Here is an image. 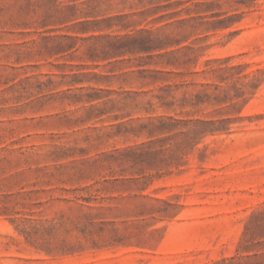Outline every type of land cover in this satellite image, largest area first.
Wrapping results in <instances>:
<instances>
[{
    "label": "rangeland",
    "instance_id": "obj_1",
    "mask_svg": "<svg viewBox=\"0 0 264 264\" xmlns=\"http://www.w3.org/2000/svg\"><path fill=\"white\" fill-rule=\"evenodd\" d=\"M0 264H264V0H0Z\"/></svg>",
    "mask_w": 264,
    "mask_h": 264
},
{
    "label": "trees",
    "instance_id": "obj_2",
    "mask_svg": "<svg viewBox=\"0 0 264 264\" xmlns=\"http://www.w3.org/2000/svg\"><path fill=\"white\" fill-rule=\"evenodd\" d=\"M131 38L130 42L120 43L119 45L115 46V49L118 51H131V50H149L151 48L150 39L148 37H128ZM112 51V45L110 46ZM114 47V46H113Z\"/></svg>",
    "mask_w": 264,
    "mask_h": 264
}]
</instances>
